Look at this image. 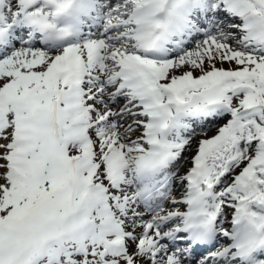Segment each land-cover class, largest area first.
<instances>
[{
	"label": "snow or ice",
	"instance_id": "obj_1",
	"mask_svg": "<svg viewBox=\"0 0 264 264\" xmlns=\"http://www.w3.org/2000/svg\"><path fill=\"white\" fill-rule=\"evenodd\" d=\"M0 264H264V0H0Z\"/></svg>",
	"mask_w": 264,
	"mask_h": 264
}]
</instances>
